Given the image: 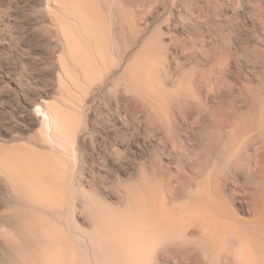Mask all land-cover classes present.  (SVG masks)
Returning <instances> with one entry per match:
<instances>
[{"label":"rangeland","instance_id":"obj_1","mask_svg":"<svg viewBox=\"0 0 264 264\" xmlns=\"http://www.w3.org/2000/svg\"><path fill=\"white\" fill-rule=\"evenodd\" d=\"M53 1L0 0V154L13 148L55 159V149L41 136L37 105L65 106L80 95V87L68 81L70 94L59 78L66 42L59 14L52 11L61 4ZM77 5L113 62L102 80L89 85L76 157L67 164L77 189L74 227L93 236L98 253L126 259L125 246L111 247L101 236L106 216L122 221L132 214L136 221L140 202L174 214L211 198L224 204L238 233L262 251L264 0H80ZM145 57L165 62L152 105L126 88L125 76L148 68ZM13 181L0 172V264H32L47 244L43 225L64 228L66 211L43 208ZM195 224L185 229L183 241L157 244L145 262L239 264L238 233L218 250ZM88 251L82 264H98Z\"/></svg>","mask_w":264,"mask_h":264},{"label":"bare ground","instance_id":"obj_2","mask_svg":"<svg viewBox=\"0 0 264 264\" xmlns=\"http://www.w3.org/2000/svg\"><path fill=\"white\" fill-rule=\"evenodd\" d=\"M79 1L55 0L61 4V8L53 7L52 11L59 14V25L66 42L64 44V47L66 45V53L60 62L59 78L68 93L73 90L68 81L80 87V95L74 100L72 99L73 96H68L71 98L67 99L68 104L65 106L58 101H53L44 104L39 103L36 109L42 125L41 136L55 149L56 158L34 157L29 152L13 148L2 150L0 154L1 173L8 175L14 180V183H18L25 193L31 195L43 208H52L56 214L62 213V210L66 211V226L64 228L55 226V223L54 225L49 223L43 225L42 236L47 244L43 245L39 254L31 258V263L75 264L78 258L79 264H82L81 255L86 249L87 251L89 249L90 255H93L98 264H151L145 262V256H149L157 244L168 241H183L185 229L193 223H196L195 225L199 223V226L203 227L210 238L215 241L214 244L219 250L222 245L226 244L225 239L229 240L230 234L238 233L240 230L235 222H231L232 213L224 204L211 198L203 203L192 201L174 214L157 213L152 204L140 202L135 214L136 221H132V214H128L126 219L122 221H115L106 216L101 236L107 240L111 247L125 246L126 259L121 257L112 260L111 255L98 253L97 242L93 241V236L88 238L76 228V225L74 227L72 218L74 212L73 199L77 189L75 183H72L73 175L71 170H68L67 164L72 161L70 157H76L77 133L83 124L82 102L88 96L89 85H93L96 80H102L104 73L110 69L108 63L113 62L107 57L104 41L91 29L92 24H90L86 13L78 7L77 2ZM50 2L54 1L49 0V4ZM64 18L68 20L64 21ZM146 61L149 62V66L144 71L136 69L135 73L128 75L129 77L125 76L128 81L126 88L152 105L151 99L155 96L153 87H156L154 85L156 75L159 74V70L162 65H165V62L161 59L153 61L152 58L148 57ZM84 81L87 85L82 84ZM222 228L224 233L217 231ZM32 231L34 232V230ZM237 235L240 239L235 250L237 262L239 264H264V260L259 257L264 249L261 251L256 241L254 242L250 237H245L246 235L243 236V233ZM70 237H74L77 242L78 252L73 249ZM34 241L36 240L34 239ZM227 243L230 244V242ZM259 244L261 248L260 241ZM110 252L114 254L117 251L111 248ZM77 255L78 257H76Z\"/></svg>","mask_w":264,"mask_h":264}]
</instances>
